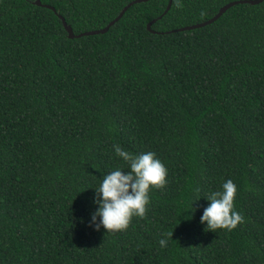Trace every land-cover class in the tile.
I'll use <instances>...</instances> for the list:
<instances>
[{
	"label": "trees",
	"instance_id": "16d2710c",
	"mask_svg": "<svg viewBox=\"0 0 264 264\" xmlns=\"http://www.w3.org/2000/svg\"><path fill=\"white\" fill-rule=\"evenodd\" d=\"M40 1L56 12L0 0V264H264V0L184 31L233 0H148L74 38L57 14L78 34L132 0ZM114 144L153 151L167 183L105 232L87 220L126 168ZM226 179L243 219L213 231L203 195Z\"/></svg>",
	"mask_w": 264,
	"mask_h": 264
},
{
	"label": "clouds",
	"instance_id": "9594fccd",
	"mask_svg": "<svg viewBox=\"0 0 264 264\" xmlns=\"http://www.w3.org/2000/svg\"><path fill=\"white\" fill-rule=\"evenodd\" d=\"M177 6H181L180 0H177ZM113 150L126 168L118 166L102 175L93 187L92 204L95 207L87 220L94 230L103 228L105 232L125 230L133 216L144 217L150 188H161L167 183V168L153 151L133 154L117 144L113 145ZM235 194L236 184L232 179H226L218 190L203 195L208 203L199 219L205 228L231 230L242 221V216L234 208ZM186 210L190 217L195 211L193 202ZM168 235L163 233L160 236V247L167 246Z\"/></svg>",
	"mask_w": 264,
	"mask_h": 264
},
{
	"label": "water",
	"instance_id": "95a60500",
	"mask_svg": "<svg viewBox=\"0 0 264 264\" xmlns=\"http://www.w3.org/2000/svg\"><path fill=\"white\" fill-rule=\"evenodd\" d=\"M143 1H148V0H132V1L128 2L125 6H123L121 11L118 13V15L113 20H111L105 27L99 28V29H93V30L84 31V32H81V33H78V34H75L73 32L71 26L66 23V21H65V19H64V17L62 15L57 14V16L60 18V20L62 22V25H63L65 31L67 32V36L69 38L81 37V36H84V35L100 34V33L106 32L108 27L111 26L115 21H117L131 5H133L134 3H139V2H143ZM262 1L263 0H233V1L227 2L224 5H222L218 9V11L213 16H211L210 18H208V19H206V20H204L202 22H199V23H195V24L186 25V26H183V27L176 28V29H174V31H184V30L194 29V28H198V27H202V26H205L207 24H210V23L214 22L229 7H231V6L235 5V4L247 3V4L254 5V4H258V3L262 2ZM171 2H172V0H168V3L166 5V8L163 11L162 15H164L169 10V8L171 6ZM34 3L36 5H38V6H45V7L49 8V9L55 11V8L53 6L42 4L40 0H35ZM160 17L161 16H159L158 18H160ZM156 19L157 18H153L146 24V28L149 31H151V32H155L154 30H151V25L156 21Z\"/></svg>",
	"mask_w": 264,
	"mask_h": 264
},
{
	"label": "rangeland",
	"instance_id": "374dc122",
	"mask_svg": "<svg viewBox=\"0 0 264 264\" xmlns=\"http://www.w3.org/2000/svg\"><path fill=\"white\" fill-rule=\"evenodd\" d=\"M203 27V26H202Z\"/></svg>",
	"mask_w": 264,
	"mask_h": 264
}]
</instances>
